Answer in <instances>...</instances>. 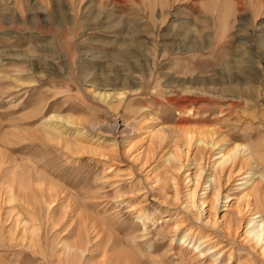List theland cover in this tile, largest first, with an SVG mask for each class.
Listing matches in <instances>:
<instances>
[{
    "label": "rangeland",
    "instance_id": "1",
    "mask_svg": "<svg viewBox=\"0 0 264 264\" xmlns=\"http://www.w3.org/2000/svg\"><path fill=\"white\" fill-rule=\"evenodd\" d=\"M184 126L224 139L193 141L208 165L258 152L254 192L232 181L217 213L206 198L199 249L191 186L177 175L178 201L158 187ZM251 216L264 220V0H0V264H264Z\"/></svg>",
    "mask_w": 264,
    "mask_h": 264
},
{
    "label": "bare ground",
    "instance_id": "2",
    "mask_svg": "<svg viewBox=\"0 0 264 264\" xmlns=\"http://www.w3.org/2000/svg\"><path fill=\"white\" fill-rule=\"evenodd\" d=\"M182 100L184 103L187 102V98H184ZM189 102H192V101L189 100ZM187 107L188 106L182 105L180 109H185ZM181 129L183 130L182 132L184 133V136H183L185 137L184 144H187L186 146L187 151L184 152L183 154H180L181 156L177 154H172V153L169 154V157L166 159L167 162L170 163V165L168 166L169 170H166L164 172L165 177L163 179L161 178L158 181L159 182L158 187H160L159 189L160 193L166 197L167 196L166 190L169 188V184L171 183L174 186L173 190L176 193L175 199L178 201L179 198L181 197L179 196V177L181 176L183 177L182 182L185 186H188V187L191 186L189 189L183 192V198L186 203V208L188 209L189 215L191 214L193 216V219L192 218L189 219L188 217L185 218L188 221V225L191 226V228L185 234V239L193 241V239L195 238L199 240V243H200L198 247L199 249L200 246H202L203 244H207L211 241L209 239L210 236L209 235L200 236L202 235L201 233L202 231L200 230V233H196V231L192 228L193 225L191 224H193V221H195V223L196 222L200 223L202 215H204V213H207L205 212L206 211L205 206H207L208 204L206 202V198L208 197L209 194H211V198H210L211 207L210 208L211 209L213 208V210L216 211L215 213L220 212L222 209H225L224 211H226V208L228 207V203L231 202V199H230L231 195L229 194V191L231 190V188L229 187L231 182L232 181L238 182V183L235 182L236 185H240L239 183L241 182L243 183L242 184L243 187L249 186V183H251V180H253L255 176L254 168L256 167V156L258 155V152H256L255 149L251 147L250 145L242 146L240 144H237L235 147L231 148L229 151H226V152L220 151L219 153H217L214 157L212 164L208 165V163L205 161L204 157L200 153L197 155L196 158L189 157L188 152L190 151L191 148L194 147L193 141L200 142L204 147L206 148L208 147L209 149L208 151H212V149L216 145H221V142H225L224 139L220 140L219 141L220 144H219V142L216 141V139L218 138L217 137L218 132L214 128L210 129V127L208 128L207 126L206 128H203L200 126L196 128L184 126V127H181ZM195 135H199V136L195 137ZM206 148L204 149L205 151L207 150ZM171 162H173V164ZM190 167H194V170H195L194 173H191V174L188 173V171L191 169ZM178 174H181V176H179ZM191 177L192 179H190ZM252 184L253 183H251V186L249 187H251L250 190L254 192L256 188H255V185L253 186ZM252 194L251 193L247 195L245 194L239 197L237 201L240 202L244 198L248 199V197H250V195L252 196ZM236 213L240 217L241 211L239 209L236 211ZM21 215L22 214L19 215L20 218H18L19 219L18 224L19 226L21 225L23 226V228L26 229L25 225L27 224V220L23 218L21 220ZM233 217L234 216H232L231 222L235 221L237 223V221H239L238 217L236 218L235 217L233 218ZM257 218H258L257 216L256 217L251 216L250 219L248 220V226L245 232V238L248 240L251 239L252 241H255V243L258 246H261V248H263L264 247V220L259 219V218L257 219ZM207 221L206 223H209ZM239 222L237 224H239ZM183 224L177 225L175 234L181 233L183 227L185 226ZM180 225H183V226H180ZM238 226H240V224ZM40 230L41 229L38 230V227L37 229L35 228L31 229L30 227V229L24 230V237H26L27 233L31 234L29 242H31L30 244H32V247L37 246L38 244L39 234H37V232ZM198 236L200 237L197 238ZM162 240H165L164 234L162 236ZM69 248L71 250V247ZM78 248L76 249L78 250ZM209 250L211 252L208 251L209 252L208 255H211L215 253L216 250L218 249H216V247L214 246L212 248H209ZM81 251L85 253V248L83 247ZM208 252H206V254ZM76 253L77 252H75V254ZM221 253L222 252H220V254ZM263 253H264V248H263Z\"/></svg>",
    "mask_w": 264,
    "mask_h": 264
}]
</instances>
